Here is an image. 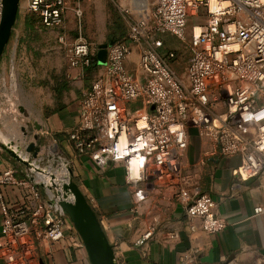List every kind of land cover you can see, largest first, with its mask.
I'll return each instance as SVG.
<instances>
[{"label":"built area","instance_id":"2783aa9c","mask_svg":"<svg viewBox=\"0 0 264 264\" xmlns=\"http://www.w3.org/2000/svg\"><path fill=\"white\" fill-rule=\"evenodd\" d=\"M80 1L91 0H24L23 15L36 16L45 29L61 30L72 3L77 17L81 16ZM210 1L154 0L151 10L141 3L124 9L133 20L125 37L108 45L106 64L83 94L78 122L67 139L78 156L101 169L109 161L123 164L129 184L173 188L190 232L218 234L226 222L215 213V202L189 185L182 170L187 131L193 129L213 142L221 157L240 156L241 165L233 172L236 180L258 179L264 191V0H215L214 11ZM201 8H207L208 20L198 34L192 29L183 81L158 54L162 43L156 36L168 34L185 42L189 13L197 14ZM1 16L2 0L0 21ZM58 42L70 67H91L88 42L78 38L67 44L62 35ZM130 45L138 50V76L125 67ZM134 102L141 106L132 111L126 105ZM16 174L15 169L0 168V257L5 263L37 264L39 245L63 240L67 230L83 247L57 205L58 196L51 204L39 206L41 214L29 222L22 220L23 211H10L2 194L7 187H28L38 199L32 184ZM52 185L61 190L62 184ZM147 194L136 190L134 197L143 202ZM263 212L261 207L254 209L255 215ZM165 239L174 241L178 235L170 233Z\"/></svg>","mask_w":264,"mask_h":264},{"label":"crops","instance_id":"0c3cea01","mask_svg":"<svg viewBox=\"0 0 264 264\" xmlns=\"http://www.w3.org/2000/svg\"><path fill=\"white\" fill-rule=\"evenodd\" d=\"M139 1L129 0L126 9ZM19 15L18 12L17 20ZM172 37L157 35L156 39L162 43L157 52L183 80L189 57L183 64L182 55L178 57L174 52ZM130 46L125 67L138 76V50ZM97 51L92 48L91 54L95 58ZM168 54L174 57L170 59ZM101 69L98 64H92L90 68L68 66L60 80L62 83L52 88L54 92H51L45 113L34 118L29 114L21 120L24 123L18 125L21 134L14 141L20 153L11 149L30 166L0 152V168L15 169L16 177L32 184L38 193V199H34L28 187L3 189V201L10 211H23L22 220L27 222L35 214L40 215L38 207L54 201L52 184L63 183L60 179L64 176L63 169L67 168L95 212L113 248L116 264H264V212L254 214L257 207L264 211V191L258 179L236 180L233 172L241 165L240 156L221 157L213 142L199 137L193 129L187 131L183 173L189 185L198 187L201 194L215 202V213L226 222L222 232L208 234L190 232L185 211L174 201L173 188L161 189L153 183L129 184L123 164L109 161L101 169L89 158L76 154L67 133L75 128L79 102ZM126 106L132 110L141 105L134 102ZM25 123H31V133L26 130ZM30 145L34 146V152H27ZM42 183H51V186L44 187ZM136 190L148 191L145 201L135 199ZM2 220L0 211V227ZM170 233H176L178 239H165ZM146 234H149L148 238L144 237ZM34 262L89 264L84 247L75 243V234L71 230H67L65 238L57 243L39 245ZM0 264H6L1 257Z\"/></svg>","mask_w":264,"mask_h":264},{"label":"rangeland","instance_id":"374dc122","mask_svg":"<svg viewBox=\"0 0 264 264\" xmlns=\"http://www.w3.org/2000/svg\"><path fill=\"white\" fill-rule=\"evenodd\" d=\"M146 1V5H142L144 7L148 5L151 10L154 0ZM128 3L129 0L80 1L78 4L80 17H77L76 7L72 3L63 29L53 30L43 28L36 16L23 15L25 2L19 1L20 15L0 64L1 134L7 135L3 126L4 119L14 125V131L18 135L21 134L19 126L24 124L21 121L24 117L28 118L29 114L33 118L38 117L48 108L47 102L53 91L52 88L59 87L63 72L69 66L64 48L58 42V36L62 35L67 44L82 38L96 50L101 45L109 44L116 39L120 40L127 33L133 20L131 13L124 12ZM207 20V8H201L197 14L190 12L185 42L172 37L176 48L174 52L178 54V57L182 55L183 64H186V59L189 57L187 44L190 41L192 29L194 28L195 33H198V26H204ZM25 124L26 130L31 133V123ZM17 138L18 136L15 139H9L7 143L0 138V142L20 153L14 142ZM1 143L0 152L8 156L2 149ZM66 172L68 179L71 178L68 170ZM60 174L62 177L61 171Z\"/></svg>","mask_w":264,"mask_h":264},{"label":"water","instance_id":"95a60500","mask_svg":"<svg viewBox=\"0 0 264 264\" xmlns=\"http://www.w3.org/2000/svg\"><path fill=\"white\" fill-rule=\"evenodd\" d=\"M19 1L20 0H2L0 64L16 25L20 6ZM111 43L99 46L96 54L98 66H104L106 64V50ZM2 149L16 162L25 166H30L28 162L22 160L10 147L3 145ZM27 152H34V146L30 145L27 148ZM68 173L71 175L69 169ZM252 180L253 179L249 181ZM60 189L61 190H55V196L59 197L57 205L63 214L67 216L81 239L89 264H116L113 248L109 244L95 212L77 184L69 178L68 182L63 183Z\"/></svg>","mask_w":264,"mask_h":264},{"label":"bare ground","instance_id":"6f19581e","mask_svg":"<svg viewBox=\"0 0 264 264\" xmlns=\"http://www.w3.org/2000/svg\"><path fill=\"white\" fill-rule=\"evenodd\" d=\"M134 1H136V0H134ZM137 2V1H136ZM141 4H144V5H146V2L147 1H139ZM226 5V3L225 4H223L222 6H225ZM209 7H210V10L211 11H214V10H216L217 8H218V6H217V4H216V2H215V0H211L210 1V5H209ZM198 28H199V31H200V27L198 26ZM195 32V31H194ZM199 33V32H198ZM197 32L195 33V34H198ZM5 120V122L3 121V124H4V127H5V131L7 132V135L5 136V135H3V134H1L0 133V137L2 138V140L3 141H5V142H8V141H10L9 139H15L18 135H16V133H15V131H14V125L12 124V123H10V122H8L6 119H4ZM4 131V132H5ZM6 134V133H5ZM132 168H133V173H134V170H136V168H135V165H132ZM63 173H64V176H63V178H62V182L63 183H67L68 182V175H67V172H66V170H64L63 169ZM62 183V184H63ZM70 198H71V196H70Z\"/></svg>","mask_w":264,"mask_h":264},{"label":"trees","instance_id":"16d2710c","mask_svg":"<svg viewBox=\"0 0 264 264\" xmlns=\"http://www.w3.org/2000/svg\"><path fill=\"white\" fill-rule=\"evenodd\" d=\"M117 40H119V39H116V40H114V41H117ZM92 64L95 65V66H97V60H96L95 57H93V62H92Z\"/></svg>","mask_w":264,"mask_h":264}]
</instances>
